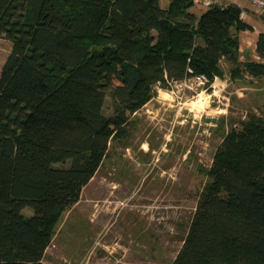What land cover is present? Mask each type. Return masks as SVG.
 Instances as JSON below:
<instances>
[{"label":"trees","instance_id":"trees-1","mask_svg":"<svg viewBox=\"0 0 264 264\" xmlns=\"http://www.w3.org/2000/svg\"><path fill=\"white\" fill-rule=\"evenodd\" d=\"M193 0H0V264H45L64 211L79 199L132 115L156 88L203 76L264 77L240 59L252 27L233 3ZM171 264H264V111L231 124ZM29 207L30 216L22 209Z\"/></svg>","mask_w":264,"mask_h":264},{"label":"rangeland","instance_id":"rangeland-1","mask_svg":"<svg viewBox=\"0 0 264 264\" xmlns=\"http://www.w3.org/2000/svg\"><path fill=\"white\" fill-rule=\"evenodd\" d=\"M10 48L0 36V70ZM222 67L209 88L196 77L156 88L56 223L45 264H171L223 135L264 111V77L232 79Z\"/></svg>","mask_w":264,"mask_h":264},{"label":"crops","instance_id":"crops-1","mask_svg":"<svg viewBox=\"0 0 264 264\" xmlns=\"http://www.w3.org/2000/svg\"><path fill=\"white\" fill-rule=\"evenodd\" d=\"M159 3L161 7L167 8L170 3V0H159ZM221 3H233L239 6L241 11L244 12L243 16L241 17L252 27L251 30H243L239 32L240 59L244 60L249 57L246 55L248 49H250V58L258 59V56L255 52V46L258 34L260 32L264 33V18L253 11L247 0H221ZM191 10L196 13H199L203 9L194 3V5L191 7ZM242 51L246 52L245 56H243L244 59H242Z\"/></svg>","mask_w":264,"mask_h":264},{"label":"built area","instance_id":"built-area-1","mask_svg":"<svg viewBox=\"0 0 264 264\" xmlns=\"http://www.w3.org/2000/svg\"><path fill=\"white\" fill-rule=\"evenodd\" d=\"M193 2L202 9H206L215 4H222L221 0H193ZM247 2L255 13L264 18V0H247ZM243 13L244 12L241 11V16H243ZM196 78L205 81L203 76H197Z\"/></svg>","mask_w":264,"mask_h":264}]
</instances>
